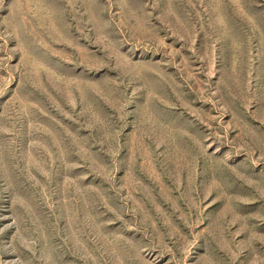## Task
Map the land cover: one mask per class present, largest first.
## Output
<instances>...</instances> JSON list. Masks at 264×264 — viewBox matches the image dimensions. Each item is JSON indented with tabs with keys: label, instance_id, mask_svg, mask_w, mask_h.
Instances as JSON below:
<instances>
[{
	"label": "rangeland",
	"instance_id": "rangeland-1",
	"mask_svg": "<svg viewBox=\"0 0 264 264\" xmlns=\"http://www.w3.org/2000/svg\"><path fill=\"white\" fill-rule=\"evenodd\" d=\"M0 264H264V0H0Z\"/></svg>",
	"mask_w": 264,
	"mask_h": 264
}]
</instances>
